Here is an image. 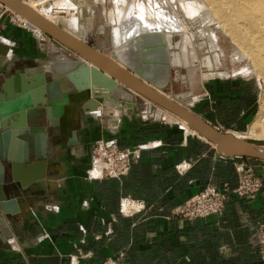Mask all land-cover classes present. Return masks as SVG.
<instances>
[{"label": "crops", "instance_id": "0c3cea01", "mask_svg": "<svg viewBox=\"0 0 264 264\" xmlns=\"http://www.w3.org/2000/svg\"><path fill=\"white\" fill-rule=\"evenodd\" d=\"M35 33L0 20V44L9 47L0 65V104H18L27 96L32 102L39 95L31 86L44 68L79 59ZM48 53L59 56L48 59ZM59 87L62 93L72 88L66 82ZM207 88L200 118L218 131L243 137L250 118L264 115V93L259 99L250 84L214 80ZM116 110L78 113L74 148L61 135L49 138L45 185L37 190L43 195L28 199L31 204L17 215L3 217L10 238L3 239L0 227V264H264L252 244L256 223L264 219V186L254 198L229 192L220 216L181 218L174 209L206 186L237 187V158L220 157L180 126L145 122L134 105ZM100 139L136 150L127 174L94 175L91 151ZM18 141L15 156L24 154ZM243 159L258 171L259 161ZM29 163L36 165L34 159ZM17 168L25 174V166Z\"/></svg>", "mask_w": 264, "mask_h": 264}, {"label": "water", "instance_id": "95a60500", "mask_svg": "<svg viewBox=\"0 0 264 264\" xmlns=\"http://www.w3.org/2000/svg\"><path fill=\"white\" fill-rule=\"evenodd\" d=\"M0 6L24 19L79 58L67 61L66 68L61 72L54 67V64L60 62H55L51 68H44L42 75L35 77L34 84L31 86L39 95L32 102L27 96L18 104H0V227L3 239L10 238L9 229L5 226L3 217L17 215L21 208L24 209L26 205L31 204L28 199L43 195L37 190L45 185L49 138L61 135L69 139L68 147L74 148L76 146L75 122L78 113H95L98 107L129 109L134 97L139 96L185 121L190 128L214 145V150L220 157L264 161V144L240 138L230 131H218L183 108L179 103L180 96L177 98L178 101L168 98L144 82L138 71L123 67L94 48L91 42L84 39L85 37L78 38L49 21L31 8L26 1L0 0ZM8 51V46L0 44V65L7 57ZM153 51H157L154 58L149 54ZM143 53L145 55L140 57L141 64H168L164 47L146 48ZM34 72L36 71H26V74ZM49 76L52 78L47 82ZM60 82L70 84L72 87L70 91L62 93L59 87ZM121 87L134 93L131 100L124 101L121 98L119 92ZM5 90L10 97L7 87ZM78 93L81 94L80 101L73 100L72 97ZM114 101L119 104L114 105L112 103ZM39 106L41 109H38V112L34 111ZM72 106L74 111L71 109ZM43 113L44 120L39 121ZM53 128L57 130L49 135L47 130ZM17 139L19 140L18 148L22 146L24 151L21 156H15L14 146ZM30 159H34L36 165H30ZM19 165L26 167L25 174L19 173L17 168Z\"/></svg>", "mask_w": 264, "mask_h": 264}, {"label": "bare ground", "instance_id": "6f19581e", "mask_svg": "<svg viewBox=\"0 0 264 264\" xmlns=\"http://www.w3.org/2000/svg\"><path fill=\"white\" fill-rule=\"evenodd\" d=\"M60 1L61 3L59 4L63 6L61 10H64L70 16L68 18L69 20L67 19L68 22L70 21L76 24L78 32L82 31L87 34L86 19L87 17H91L90 7L96 0ZM45 2L46 0H29L26 3L46 19L55 23L48 15L43 14L37 9L38 5L42 6ZM116 4V7L107 11L105 14L107 23L112 24V42L114 49L104 51L103 53L123 67L138 71L142 80L158 91H160V87L167 83L170 77L171 67L184 66L189 70L199 68L197 66L199 55L196 53L197 50H195V43L198 41L196 37L204 39L208 37L209 48L207 52H215L213 61L210 57L202 58V66L204 65L209 71H212L214 70L213 67H217L218 63L221 62L222 52L220 53L217 50V39L213 37L211 32L213 29L210 30L207 27L209 22L214 23L216 29L219 28L223 32L225 31V35L237 44L235 46L238 51L236 54L231 55L232 60L231 58L230 60L242 64L246 63L248 66L250 64L253 66L251 68L256 69L257 78L262 76L260 78L263 79L264 0H193L192 4L185 3V6L182 8L183 10L181 9L182 11L185 10V14L182 13L184 20H182L181 15L178 16L179 14L177 12L181 11L178 4L169 2V0H116ZM170 5H173V8ZM171 14L175 17H171ZM17 18L20 17L17 16ZM20 19L30 27L36 29L38 33L40 32L24 19ZM81 22L83 25H81ZM69 33L80 38L78 33L71 28ZM176 34L182 35V40L175 43L173 37ZM160 47H164L166 50L167 65H146L140 63V57L145 55L143 52L146 48L156 49ZM186 48H192V51L188 55ZM156 52L153 51L149 54L154 58ZM66 62L56 63L54 67L61 72L66 68ZM255 69H252V71H255ZM258 74L260 75L259 77ZM119 92L124 101L131 100L132 94H134L132 91L122 87ZM75 95L77 96L74 100L80 101L81 94L78 93ZM179 100V103L193 102V99L185 94L181 95ZM116 109L115 112L118 113V108ZM262 113L253 121L251 129L249 130L251 131V135L254 131H258L260 134L256 136H264V115ZM175 117L174 115L170 116L169 121L171 123H179L187 130L190 128L185 121L177 117L176 119ZM191 133L207 142L195 130L192 129ZM207 143L214 147L211 143Z\"/></svg>", "mask_w": 264, "mask_h": 264}, {"label": "rangeland", "instance_id": "374dc122", "mask_svg": "<svg viewBox=\"0 0 264 264\" xmlns=\"http://www.w3.org/2000/svg\"><path fill=\"white\" fill-rule=\"evenodd\" d=\"M28 1L29 0H27L26 2ZM169 2L177 3L181 10L185 6V3L192 4L193 0H169ZM59 3H61L60 0H46V2L42 4V6L38 5L37 9L41 11L43 14L48 15L55 22V24H57L61 28L67 30L68 32H70V28H71L73 31H76V33H78V36L80 38L85 37L84 39H87V41L91 42L93 47L98 49L99 51L104 52V51H109L111 49H114L113 42H112V24L107 23L105 19V14L107 11H110L114 7H116L117 5L116 0H96L94 3H92L90 7L91 17H88L86 20L87 21V34H85L82 31L78 32V28L76 24H73L70 21L68 22L69 20L68 18H70V16L67 13H65L64 10H61L63 6L62 4H59ZM170 6L172 7L173 5H170ZM182 10L177 13L179 14L178 16L181 15L182 20H184L183 14H185L184 12L185 10L184 11ZM171 17L174 18L175 16L171 14ZM2 18H6V20L9 21V24H17L18 26H20L22 29L26 30L30 34H33L35 32H36L35 34H39L36 31V29L27 25L23 20H21L20 22L17 16H15L9 10L0 6V20ZM23 25L25 26L26 29L23 27ZM81 25H83L82 22H81ZM207 27L210 28V30L213 29L211 32H212L213 37L217 39V45H218L217 50H219L220 53L222 52V59H220L221 62L218 63V66L217 67L214 66L213 67L214 70L212 71H209V69L206 68L204 65L202 66V63H201L202 58L210 57L213 61V56L215 55V52H211V51L209 53L207 52V49L209 48V40H207L208 37H206L205 39L196 37V40L198 41H196L195 43V50H197L196 53L199 55L198 64H197L199 68H193L189 70V69H186L184 66L171 67L170 77L168 78L167 83L164 86L159 88L160 92L174 99L175 101H178L177 98L181 95H184V94L189 95V97L193 99V102L185 103V104L180 103V104L182 105L183 108L197 115L198 117H205L201 109L206 108V104L204 105V102H199V101L201 99L206 98V94L204 90L205 89L208 90L207 88L208 84L214 82V80H221L224 82L226 81L244 82V83L250 84L251 88L253 89V92L257 96L259 95V99L261 98L262 93H264V89H263L264 88V75H263V79L260 78L262 76H260L259 74H258V77L259 76L260 77L257 78V73H256L257 71L255 68H251L253 66H251L250 64L248 66V64L246 63L245 65L240 62H232L231 55H234L237 53L238 51L236 47L237 44L230 37L225 35V31L223 32L222 29H219V28L216 29V27H214V23L209 22L207 24ZM192 32L194 33V31ZM38 36L41 38H44L45 40L50 39L49 37L45 36L42 33H40ZM181 40H182V35L180 34L174 35L173 41L175 43L180 42ZM59 46L61 47V45ZM190 51H192V48L191 49L186 48L187 55L190 54L189 53ZM173 52H176V51H173ZM56 56H59V54L54 55L52 53L51 54L48 53L47 58L53 60ZM252 69H255V71L254 70L253 71L256 74L252 71ZM132 105H134V109H135L134 112L138 115L140 119L145 120V122L159 121L168 126H180L182 130H185L187 133L192 134L191 133L192 129L188 128L187 130L185 127L181 126L179 123L178 124L176 122L171 123L169 121L170 119L169 117L172 116L170 115V113L166 112L165 110H163L162 108H160L159 106L153 103H149L146 99L142 97H139V96L134 97ZM261 113L262 112H260V114ZM255 119H254V116L250 118L249 124H248L249 126L248 130L251 129V125L253 124V121H255ZM249 133L251 135V131H249ZM249 133H247L246 135H243V137L253 139L256 143L264 144V136H260V135L256 136L257 134H260L258 133V131H254L251 136L249 135Z\"/></svg>", "mask_w": 264, "mask_h": 264}, {"label": "built area", "instance_id": "2783aa9c", "mask_svg": "<svg viewBox=\"0 0 264 264\" xmlns=\"http://www.w3.org/2000/svg\"><path fill=\"white\" fill-rule=\"evenodd\" d=\"M135 153L136 150L119 148L114 140H98L91 151L94 175L109 179L124 176L129 171L130 160ZM237 160L235 169L238 185L234 190H230L226 184L221 189L206 186L182 205L177 206L174 213L183 219H205L212 215L220 216L225 208L229 192L238 198L257 196L264 186V161H259L257 173L255 168L249 166L243 158H237ZM252 244L259 249L260 259L264 263V219L256 223ZM102 264H117V262L107 260Z\"/></svg>", "mask_w": 264, "mask_h": 264}]
</instances>
